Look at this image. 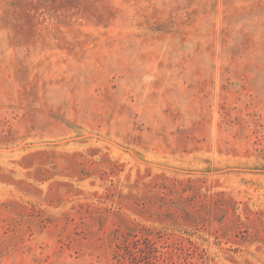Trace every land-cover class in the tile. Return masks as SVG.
Masks as SVG:
<instances>
[{
    "label": "rangeland",
    "instance_id": "rangeland-1",
    "mask_svg": "<svg viewBox=\"0 0 264 264\" xmlns=\"http://www.w3.org/2000/svg\"><path fill=\"white\" fill-rule=\"evenodd\" d=\"M0 264H264V0H0Z\"/></svg>",
    "mask_w": 264,
    "mask_h": 264
}]
</instances>
